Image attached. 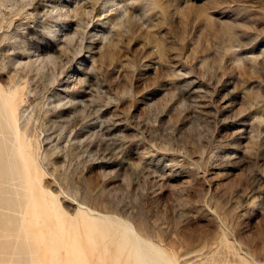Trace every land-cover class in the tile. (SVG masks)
<instances>
[{
	"label": "rangeland",
	"instance_id": "obj_1",
	"mask_svg": "<svg viewBox=\"0 0 264 264\" xmlns=\"http://www.w3.org/2000/svg\"><path fill=\"white\" fill-rule=\"evenodd\" d=\"M0 91L67 222L81 205L177 264H264V0H0Z\"/></svg>",
	"mask_w": 264,
	"mask_h": 264
},
{
	"label": "bare ground",
	"instance_id": "obj_2",
	"mask_svg": "<svg viewBox=\"0 0 264 264\" xmlns=\"http://www.w3.org/2000/svg\"><path fill=\"white\" fill-rule=\"evenodd\" d=\"M49 61L34 57L28 68L41 72ZM5 105L9 108L8 101ZM8 127L7 131L0 128L1 264H177L174 256L148 242L134 227L96 210L78 204V211L67 222L64 217L70 215L60 197L42 186L34 149L32 153L22 138L24 134ZM42 244L51 250L50 254H41ZM46 258H50L47 263Z\"/></svg>",
	"mask_w": 264,
	"mask_h": 264
}]
</instances>
